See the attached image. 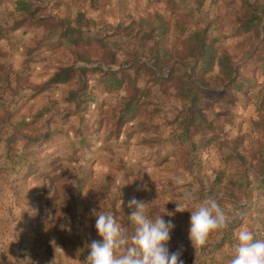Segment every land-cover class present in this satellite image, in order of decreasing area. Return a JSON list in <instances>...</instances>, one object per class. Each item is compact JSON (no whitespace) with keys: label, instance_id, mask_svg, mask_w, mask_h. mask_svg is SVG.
Instances as JSON below:
<instances>
[{"label":"rangeland","instance_id":"obj_1","mask_svg":"<svg viewBox=\"0 0 264 264\" xmlns=\"http://www.w3.org/2000/svg\"><path fill=\"white\" fill-rule=\"evenodd\" d=\"M254 1L175 0L173 8L166 0H0V203L19 221L46 217L52 239L84 260L101 239L91 210L111 212L131 235L133 197L173 222L168 248L178 247L184 264L196 258L190 211L209 195L229 216V244L242 225L264 238V21L249 33L234 25ZM158 13L167 35L152 31ZM78 14L89 21L78 24ZM64 18L91 39L59 45ZM210 21L239 77L224 83L215 67L197 109L187 111L180 84L200 80L187 36ZM67 66L89 71L38 92ZM109 70L123 78L120 87L110 85ZM185 191L189 211L177 212Z\"/></svg>","mask_w":264,"mask_h":264},{"label":"clouds","instance_id":"obj_2","mask_svg":"<svg viewBox=\"0 0 264 264\" xmlns=\"http://www.w3.org/2000/svg\"><path fill=\"white\" fill-rule=\"evenodd\" d=\"M192 199V193L185 191L183 200L175 201L176 211H189L185 201ZM128 206L135 209L128 217L134 226L131 235L111 212L91 210L101 239L91 242L83 264H184L181 251L170 252L168 248L173 222L165 221L162 215L150 216L149 202L144 200L133 197ZM190 212L188 238L195 249L197 264L210 236L226 230L230 220L219 199L212 195L203 198ZM226 264H264V238L257 239L251 226L242 225L235 233L232 254Z\"/></svg>","mask_w":264,"mask_h":264},{"label":"trees","instance_id":"obj_3","mask_svg":"<svg viewBox=\"0 0 264 264\" xmlns=\"http://www.w3.org/2000/svg\"><path fill=\"white\" fill-rule=\"evenodd\" d=\"M171 4L173 8H175L174 3L175 0H166ZM21 5V8L26 11L28 14L32 11L30 10V5L28 2L25 1H19L18 2ZM199 6L204 5V0H199ZM84 14H78L77 17V23L81 24L86 20V18L83 17ZM154 17V16H153ZM181 19V16H179ZM157 21L160 23L157 27H152V31H156L159 29H162V34L167 35L170 32V26L169 22L165 17H163L161 14H157L156 16ZM155 18H142L141 24L145 22H151L154 21ZM264 21V0H255L253 3H249L248 7L246 8L245 12L242 15H239L234 22L235 30L237 33H249L252 31H258L259 27ZM33 23L38 22H45V19H34L32 21ZM185 22V19H182V23ZM61 23L59 31L61 32V35L59 39V45H63L65 43L67 44H73V45H79L83 43L84 40H90L91 36H87L85 31L81 29L80 25H72L71 20L64 18L59 21ZM183 24L180 26L182 29ZM14 29H17L20 26L15 25ZM56 28V27H55ZM212 30V21L206 23V25L203 28H200L198 30H195L193 32H190L187 36L188 40V48L189 53L191 56L197 58L196 62V68L200 66V80H190L189 84H180V96L181 98L188 101V104L186 105L187 111H194L197 109L199 103L202 99L201 91H205L207 89L208 83L205 79V76L209 73H212L215 69V67L219 68L220 76H223V82L228 84H234L236 80L238 79V73L237 69L234 66L232 59L229 55L225 53L220 52V48L218 46V41L220 39V36H212L210 34V31ZM85 35V36H84ZM148 35H153L152 32H150ZM94 70V69H93ZM89 71L86 67L77 68L75 66H67L59 69L45 84L42 85L41 88L38 89V92L44 91L49 87H52L57 84L61 83H67L71 81L78 73L80 74H87ZM105 74H108V79L110 81V85L113 87L117 86L120 87L123 83V78H119L117 73L111 72L110 70L106 72ZM125 77V76H124ZM130 80V84L133 85L132 87L137 91L136 86L134 83H132V79H130V76H127ZM166 78V77H164ZM192 79V77H191ZM181 81H184L182 79ZM210 91V90H209ZM72 96L77 95V92H72ZM131 107V106H130ZM129 113H132L135 109L134 106L129 108ZM189 114H191L189 112ZM187 117V116H186ZM190 117V119H189ZM196 116L190 115L188 116V120L184 122V130L186 132L189 131L190 126L195 124ZM49 138H47L48 140Z\"/></svg>","mask_w":264,"mask_h":264},{"label":"crops","instance_id":"obj_4","mask_svg":"<svg viewBox=\"0 0 264 264\" xmlns=\"http://www.w3.org/2000/svg\"><path fill=\"white\" fill-rule=\"evenodd\" d=\"M11 213V207L6 208L0 203V264H52L54 259L55 264H83L84 259L75 247L62 246L57 239H52L53 233L48 230L46 217L37 221V217L32 216L33 220L19 221ZM252 228L256 231V238L260 239L258 228ZM213 236L205 249L208 254L198 259L197 264H226L230 258L235 241L229 244L225 232L220 238ZM190 249L193 254L192 245ZM173 250L177 251L178 247ZM187 264H196V258Z\"/></svg>","mask_w":264,"mask_h":264}]
</instances>
